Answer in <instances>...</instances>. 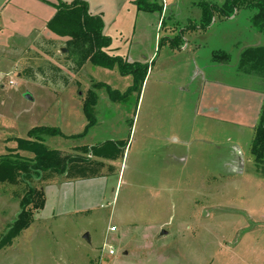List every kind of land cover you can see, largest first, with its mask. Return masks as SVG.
Returning a JSON list of instances; mask_svg holds the SVG:
<instances>
[{"label":"rangeland","instance_id":"obj_1","mask_svg":"<svg viewBox=\"0 0 264 264\" xmlns=\"http://www.w3.org/2000/svg\"><path fill=\"white\" fill-rule=\"evenodd\" d=\"M82 1L101 17L103 32L111 40L109 55L140 64L150 65L157 58L156 65L165 66V47H182L179 29L200 18L193 7L200 0H158L166 9L162 27L160 13L137 11L132 0ZM54 12L43 0H0V156L20 155L16 139L26 138L35 127L81 131L79 106L90 92L96 94L94 117L99 125L90 130L87 141L115 137L128 141L135 97L127 95L113 103L99 84L122 94L132 78L90 62L72 75L64 43L46 27ZM247 17L249 12L239 11L231 18V43L244 37ZM27 69L29 77L23 74ZM60 77L69 85L63 86ZM153 84L151 78L140 100V126L151 112L176 123V111L164 107L165 93L152 90ZM112 117L118 119L114 127L105 122ZM206 135L198 132L194 136L198 141L186 148L172 141L171 158H147L136 168L134 156L147 146L136 133L118 183L115 175L94 183L87 192L86 213L50 219L48 206L0 250V264H264V177L256 173L243 143L238 146L247 163L243 160L242 167L231 169V139ZM218 139L220 150L213 151L210 146ZM60 142L59 137L44 140L50 149ZM28 185L41 184L21 178L0 181V237L20 211ZM109 248L114 255H108Z\"/></svg>","mask_w":264,"mask_h":264},{"label":"crops","instance_id":"obj_2","mask_svg":"<svg viewBox=\"0 0 264 264\" xmlns=\"http://www.w3.org/2000/svg\"><path fill=\"white\" fill-rule=\"evenodd\" d=\"M134 7L136 8L135 5ZM165 10L162 6V11L159 14L160 23L163 14L166 13ZM237 14L218 24L215 20L204 31L195 29L180 34L184 42L182 47L164 46L167 51L165 66H160L159 63L156 65L157 58L150 65L146 63L149 69L140 94L135 99L130 123L128 122L127 142L116 137L97 143L88 142L90 130L99 125L97 119L96 123L88 129L86 135L76 137L84 131L87 124V119L82 110L83 105L79 106L81 108L79 121L80 126L83 127L81 131L69 129L68 133H64L60 128L53 127L59 129L67 137L56 136L61 138L63 143H55L56 145L52 149L64 152L79 162L69 165L64 175L54 174L52 176L50 183L43 188L44 206L36 212L34 219L35 216L40 218L42 216L40 213H44L48 206H50V215H48L50 219L67 217L72 213H86L87 192L94 183H98L97 181L101 178L108 180L114 175L118 183L119 175L124 166V158L135 142L136 133L143 138L142 140L147 141L145 149L141 151L139 148L140 151L134 156L135 163L133 166L136 168L140 167L139 163L147 160V158L151 161L155 160L156 157L158 158L156 160H160L163 155L164 158H171L175 150L172 147V141L185 148L192 146L193 142L198 141L194 139L198 132L208 134L207 137L223 135L226 141L231 139V160L234 164L231 169L242 167L243 160L244 162L246 160L238 144L243 143L245 148L249 150L253 130L258 124L263 103L264 84L260 79L240 71L238 60L241 51L245 48L264 46V38L247 25L244 28V37L231 43V18H235ZM45 22L46 20L42 23V29ZM180 29L182 30V28ZM234 43L236 46L231 49ZM159 50L157 51L159 52ZM216 51L228 54L229 60L225 63L213 62L211 56ZM151 78L154 83L152 90L159 89L165 93L164 107L176 111L175 114L178 118L176 123L173 122V118L172 120L156 118V113L151 112V115L140 126L139 115L142 107L140 100ZM95 109L96 105L93 110L94 116ZM113 119L112 117L106 120V124L111 127L118 125L115 122L118 119L116 118L115 121ZM67 128H70V125L67 124ZM228 132L231 133V136L226 137L225 133ZM130 140L132 141L129 146ZM119 141L124 142L125 145L107 148L103 157L91 153L93 147L100 146L105 142ZM219 144L220 139L210 147L215 149L213 151H218L220 150ZM163 147L165 151H162ZM198 149L201 151L200 148ZM19 153L24 157H32L31 154L24 151H19ZM146 153H148V157H146ZM87 164L90 166L89 170L85 169ZM164 165L169 166L166 159Z\"/></svg>","mask_w":264,"mask_h":264},{"label":"trees","instance_id":"obj_3","mask_svg":"<svg viewBox=\"0 0 264 264\" xmlns=\"http://www.w3.org/2000/svg\"><path fill=\"white\" fill-rule=\"evenodd\" d=\"M43 2L55 9L53 16L47 21L46 27L64 43L66 58L71 63V68H69L71 74L77 75L86 62L106 69L116 68L122 76L132 78V84L128 90L121 94L103 84H99V86L106 89L108 97L113 103L123 101L127 95L131 94L137 99L149 69L148 65L129 62L120 56L109 55L108 48L111 40L103 32V21L99 15L90 13L86 2L82 0H73L69 3L61 0H43ZM133 4L138 11L142 12L161 13L162 11V4H159L158 0H134ZM193 6L200 11V18L189 26L183 27L182 30L179 29L180 34L195 29L204 31L211 26L216 17L223 21L239 11H247L249 12V27L264 38V0H223L221 4L200 0ZM163 20L164 18L162 24ZM211 57L212 61L217 63H225L229 60V55L221 51L213 52ZM238 69L260 79L264 84V46L242 50L239 55ZM23 74L25 77H29L31 70H24ZM59 82L63 86L69 85V80L65 77H60ZM95 105L96 94L90 92L82 106L87 124L84 131L76 137L86 135L88 129L94 125L93 110ZM56 136L67 137L57 128L45 126L32 128L27 132L26 138L16 139V150L29 153L32 157H24L15 152L11 154L13 156H0L1 182L12 183L21 178L28 183L35 181L41 184L38 187L28 185L27 192L20 200V211L14 221L8 225L4 235L0 237V250L11 244L24 229L29 227L33 222L34 214L43 208L45 202L43 183L50 181L54 174L64 175L69 165L79 162L68 154L50 149L44 144L46 137ZM124 145L122 141L105 142L100 146L93 147L91 153L103 157L107 148ZM249 153L256 173L264 177V97L258 124L253 130ZM81 161L83 160L81 159ZM89 167L87 164L85 169L89 170Z\"/></svg>","mask_w":264,"mask_h":264},{"label":"built area","instance_id":"obj_4","mask_svg":"<svg viewBox=\"0 0 264 264\" xmlns=\"http://www.w3.org/2000/svg\"><path fill=\"white\" fill-rule=\"evenodd\" d=\"M8 84H9V85H15L13 81H8ZM110 231L113 232V231H114V228L112 227V228L110 229ZM108 255H109V256L114 255V251H113L112 248H109V249H108Z\"/></svg>","mask_w":264,"mask_h":264},{"label":"water","instance_id":"obj_5","mask_svg":"<svg viewBox=\"0 0 264 264\" xmlns=\"http://www.w3.org/2000/svg\"><path fill=\"white\" fill-rule=\"evenodd\" d=\"M62 51H66V50H63V49H62ZM162 234L164 235V234H166V233H165V232H162ZM83 238L86 239V240H88V239H89V238H88V234H85V235L83 236Z\"/></svg>","mask_w":264,"mask_h":264}]
</instances>
